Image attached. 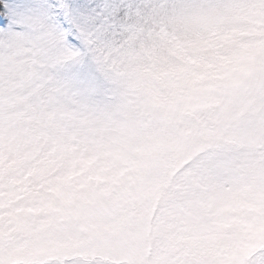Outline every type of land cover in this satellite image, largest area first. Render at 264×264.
<instances>
[{"label": "snow or ice", "instance_id": "snow-or-ice-1", "mask_svg": "<svg viewBox=\"0 0 264 264\" xmlns=\"http://www.w3.org/2000/svg\"><path fill=\"white\" fill-rule=\"evenodd\" d=\"M0 264H264V0H0Z\"/></svg>", "mask_w": 264, "mask_h": 264}]
</instances>
